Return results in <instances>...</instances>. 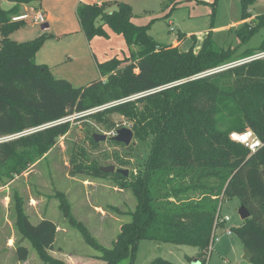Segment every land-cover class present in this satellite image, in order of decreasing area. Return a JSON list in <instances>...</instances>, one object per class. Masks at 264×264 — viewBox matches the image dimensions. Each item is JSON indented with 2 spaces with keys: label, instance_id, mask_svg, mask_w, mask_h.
Returning <instances> with one entry per match:
<instances>
[{
  "label": "trees",
  "instance_id": "1",
  "mask_svg": "<svg viewBox=\"0 0 264 264\" xmlns=\"http://www.w3.org/2000/svg\"><path fill=\"white\" fill-rule=\"evenodd\" d=\"M8 1L11 9L0 6V139L17 137L0 143V179L22 175L43 159L71 130V122L59 121L121 102L90 116L109 129L115 126L111 115L128 120L134 138L149 146L142 168L128 177L102 173L100 166L76 168L78 173L88 169L95 177L113 178L121 190H130L136 200L135 209L127 213L130 221L105 248L76 222L66 197L60 196L64 217L99 252L97 259L106 264L133 260L141 240L195 246L202 257L211 251L221 200L236 198L250 218L232 231L254 255L252 262L264 264V146L251 153L230 138L233 132L252 130L264 144V59L201 76L264 52V14L254 19L250 12L257 0H240L244 24L236 35L242 47L261 32L263 40L258 49L238 57L237 47L219 48L211 34L198 52L195 46L182 52L179 45H160L150 35L152 22L136 25L125 2L81 3L77 16L87 41L107 39L110 30L129 49L128 57L98 63L100 78L81 88L56 79L47 65L36 62L46 33L28 42L10 39L23 24L14 21L21 6L35 0ZM162 8L170 9L166 18L176 5L164 0ZM17 214L20 232L44 264H65L49 254L57 225L49 219L34 225L20 207ZM17 254L20 261L28 260L26 247H18ZM150 264L173 263L159 258Z\"/></svg>",
  "mask_w": 264,
  "mask_h": 264
},
{
  "label": "rangeland",
  "instance_id": "2",
  "mask_svg": "<svg viewBox=\"0 0 264 264\" xmlns=\"http://www.w3.org/2000/svg\"><path fill=\"white\" fill-rule=\"evenodd\" d=\"M85 1L101 3L110 0ZM130 1L133 2L130 4L135 15L155 19L135 23L144 25L152 22L149 32L153 39L160 45H179L182 52L192 46L198 52L208 34L212 35L213 42L219 48L237 47V57L247 49L255 51L263 40L261 32L247 46H241V39L236 35V31L244 24L240 0H217L216 6H213L216 0L210 3L168 0L169 6L176 5V8L166 18L163 16L170 9L164 11L163 0H150L147 3L142 0ZM10 4L8 0H0L3 10H9ZM80 4V0L32 1L26 5L27 14L33 16L42 10L48 18L54 19L48 22L49 30L43 31L42 24L23 21L10 35V39L16 42H28L46 33L48 38L37 53L36 62H46L53 68L56 79L67 80L76 88L86 87L100 78L77 16ZM250 12L254 19L264 14V0H257ZM1 39L0 32V44ZM105 41L109 43L107 50L99 51L97 56L103 60L119 57L122 52L120 44L109 38ZM108 119L115 125L112 129L96 123L90 115L74 118L70 121V132L43 159L22 175L13 179H0V264H44L31 242L19 230L18 207L22 208L34 225L43 218L56 223L58 229L53 252L57 258L68 259L71 256V260H78V263L106 264L97 259L99 252L89 244L80 229L64 217L60 196L66 197L76 222L81 223L87 233L105 248L112 246L121 226L130 221L127 213L136 207V200L130 190H121L113 178L95 177L93 171L88 169L78 173L76 168L78 165L115 166L116 169L128 170L129 174L142 168L149 146L139 143L135 138L128 147L114 143L110 139L119 129L127 128L130 122L117 114ZM94 134L107 135L108 140L95 146L92 141ZM118 160L129 164L120 166ZM220 207L222 217H228L230 221L216 230L210 253L200 257V251L195 246L141 240L134 259L127 257L119 264H150L159 258L173 264H256L245 260L246 247L241 238L234 232L231 236L227 234L228 230L242 225L240 201L236 198L224 199ZM20 246L29 251L25 262L20 261L17 254Z\"/></svg>",
  "mask_w": 264,
  "mask_h": 264
},
{
  "label": "built area",
  "instance_id": "3",
  "mask_svg": "<svg viewBox=\"0 0 264 264\" xmlns=\"http://www.w3.org/2000/svg\"><path fill=\"white\" fill-rule=\"evenodd\" d=\"M14 21H29V22H33L35 24L44 25V24H46L47 16L42 10H40V11H37L33 16L32 15H24L22 17L15 18ZM262 59H264V52L256 54L253 57H250L248 59L233 63V64L228 65V66H225L223 68L216 69V70H213L211 72L205 73V74H203L201 76H207V75H210V74H213V73H216V72H220V71H224V70L236 67L238 65H242V64H245V63L253 62V61H256V60H262ZM162 89L163 88L158 89L157 91H161ZM143 95L144 94L133 96V97L129 98L128 100H135V99H137V98H139V97H141ZM120 103L121 102L113 103V104H110V105L103 106L101 108H97V109H94V110L87 111V112L82 113V114L74 115V116L66 118V119H64L62 121H59L57 124L70 122L76 117L85 116V115H91V114H94L96 112L103 111L105 109H108V108H111L113 106H116V105H118ZM52 125L53 124L47 125V126H44V127H41V128H37V129H32L30 131H27V132L23 133V135H29V134L38 132V131L45 129L46 127H50ZM126 127L129 128V129H132L133 125L130 123V124H127ZM116 133L114 134V136L116 135ZM15 137H17V136H11V137H6V138H3V139H0V143L12 140ZM230 138H231L232 141H234L236 143H239V144L243 145L244 147H246L247 149H249V151L251 153H256L259 149H261L264 146L263 142L251 130L245 131L243 133L233 132L230 135ZM229 221H230V219L228 217H226V218L222 217V215H221V207H219V210H218L217 216H216L215 233H216V230L219 227L224 226ZM215 233H214V236H213V240L214 241L216 239V234ZM227 234L229 236H231L233 234V231L232 230H228Z\"/></svg>",
  "mask_w": 264,
  "mask_h": 264
},
{
  "label": "crops",
  "instance_id": "4",
  "mask_svg": "<svg viewBox=\"0 0 264 264\" xmlns=\"http://www.w3.org/2000/svg\"><path fill=\"white\" fill-rule=\"evenodd\" d=\"M142 1H144V2H149L150 0H142ZM164 1V0H163ZM163 1H162V3H163ZM199 1H203V2H208V3H210V2H212L213 0H199ZM86 3V4H90V5H94V4H97V5H101V4H103V3H115V2H125V3H127V4H129L131 7H132V5L130 4V3H133V2H131L130 0H110L109 2H99V3H93V2H86L85 0H80V3ZM11 6H10V8L9 9H11L12 7H13V4H10ZM145 7H146V9L148 8V6H146L145 5ZM114 7H112V9H113ZM132 9H133V7H132ZM25 11V12H24ZM170 11V10H169ZM169 11L168 12H166L165 13V15L163 16V17H165L168 13H169ZM20 17H22V16H24V15H28L27 14V7H26V5H23V6H21V10H20ZM25 13V14H24ZM133 15H134V17H133V22L135 23V21H154L155 19H153V18H148V19H146V18H144V16H138V15H135L134 14V12H133ZM163 17H161V18H163ZM160 18V19H161ZM253 18V17H252ZM49 20V21H48ZM50 20L52 21V20H54V19H52V18H48L47 17V21H46V23L49 25V23L48 22H50ZM244 23V22H243ZM136 25H141V24H137V23H135ZM144 25H146V24H144ZM49 28H50V25H49ZM108 34H109V39L111 40V41H116V42H118L119 44H120V48L122 49V54L120 53V55H119V57L118 56H116L117 58H124V57H128L129 56V49H128V47H127V44H126V42H125V40H124V38L122 37V36H118V35H116V34H114L112 31H110V30H108ZM41 35H43V34H40V36ZM87 43H88V46H89V48H90V51H91V54H92V56L94 57V59H95V62H96V65L98 66V63H103V62H105V61H107V60H109V59H111V58H114L115 56H112V57H110V58H107V59H102V58H99V56H97V54L96 53H98L99 51L100 52H103V51H105V50H107V48H108V45H109V43H107V41H105V39L104 38H100V37H96V38H94L91 42H89V41H87ZM37 58H38V56H36V60H37ZM92 58V57H91ZM88 59H89V57H88ZM46 62H42L41 64H44V65H47V64H45ZM50 69H51V72L53 73V68H51L49 65H47ZM95 80H98V79H95ZM95 80H93V81H95ZM91 83V82H90ZM89 83V84H90ZM88 84V85H89ZM44 219H46V218H43L42 220H44ZM41 220V221H42ZM55 223V222H54ZM56 224V223H55ZM55 248V247H54ZM54 250V249H53ZM53 250L52 251H50L49 252V254H50V256H53L54 258H57L56 256H54L56 253H54L53 252ZM57 259H59V258H57ZM59 260H62L65 264H75L74 262H76V263H78V260H71V256H69V258L67 259V258H60ZM97 261V260H96ZM78 264H83V263H81V262H79Z\"/></svg>",
  "mask_w": 264,
  "mask_h": 264
},
{
  "label": "water",
  "instance_id": "5",
  "mask_svg": "<svg viewBox=\"0 0 264 264\" xmlns=\"http://www.w3.org/2000/svg\"><path fill=\"white\" fill-rule=\"evenodd\" d=\"M42 30L43 31H47L49 30V26L48 25H42ZM93 139L95 141V143H101V142H105L108 140V136L107 135H98V134H94L93 135ZM134 139V132L132 129L129 128H122L119 129L116 133V135L114 137H112L110 140L120 143V144H124L126 147L130 146L132 141ZM100 171L102 173L105 174H120L123 175L125 177L129 176V171L125 170V169H116L115 166H109V167H100ZM239 215L242 219V221H246L250 218V213L249 211L246 209L245 206L241 205V208L239 210ZM245 260L248 262H252L254 259V255L252 254V252L246 248L245 249V256H244Z\"/></svg>",
  "mask_w": 264,
  "mask_h": 264
}]
</instances>
